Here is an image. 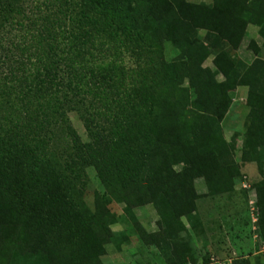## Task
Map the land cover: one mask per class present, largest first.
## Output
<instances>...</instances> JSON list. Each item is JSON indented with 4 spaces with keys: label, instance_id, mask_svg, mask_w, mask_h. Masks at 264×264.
I'll return each instance as SVG.
<instances>
[{
    "label": "trees",
    "instance_id": "1",
    "mask_svg": "<svg viewBox=\"0 0 264 264\" xmlns=\"http://www.w3.org/2000/svg\"><path fill=\"white\" fill-rule=\"evenodd\" d=\"M78 1L75 13L72 2L59 11L51 0L43 11L32 0H0V39L15 26L25 31V41L13 43L22 52L19 75L0 79V264H104L114 202L154 203L172 228L195 178H206L216 195L233 190L241 171L221 123L233 102L228 84L241 78L252 87L244 158L264 172V60L232 68L225 51L241 44L247 13L264 36V0H213L206 20L214 27L205 26L202 41L195 26L204 15L192 22L178 11L186 0ZM166 42L178 58L165 59ZM149 51L156 56L147 61ZM127 52H138L135 67ZM212 54L215 71L204 67ZM221 71L225 82L216 78ZM70 112L84 122L88 142ZM88 166L105 188L95 192L94 208L85 200ZM260 207L264 226V198Z\"/></svg>",
    "mask_w": 264,
    "mask_h": 264
},
{
    "label": "rangeland",
    "instance_id": "2",
    "mask_svg": "<svg viewBox=\"0 0 264 264\" xmlns=\"http://www.w3.org/2000/svg\"><path fill=\"white\" fill-rule=\"evenodd\" d=\"M50 2L51 0H32L31 5L35 10L48 11ZM70 2L75 6V9L71 11L79 12L81 7L78 0H58V7L55 10H62L60 4L68 6ZM213 3V0H186L178 10L183 18L192 22L196 16L204 15L195 26L196 41L205 39L209 30L205 26L214 27L212 22L206 20V17H213L209 9ZM144 6L143 2L139 9H143ZM248 17V13L244 15L248 23L239 47L233 48L230 43L225 48V51L229 53L226 60H231L234 64L232 68L240 66L239 62L251 65L256 59L264 60V36L261 34L260 27L250 22ZM64 22L66 25L63 29L69 30L74 25L69 17L64 19ZM229 24L225 23L226 30L222 29L218 32L222 39H224L223 34L229 33ZM24 33L23 27L15 26L7 29V35L0 39L3 44L0 46L2 57L0 79L5 78L11 71L19 75L20 71L16 68L18 66L16 62L22 52L16 50L13 43L17 45L19 41H25ZM226 41H228L227 38ZM133 48L136 50V46ZM163 54L167 61H172L178 58L180 51L171 42H166ZM226 55L227 53L224 52V56ZM5 56L12 57L11 62L9 59L6 60ZM153 56L156 55L149 51L145 59L149 61ZM137 57L138 52H127L125 55L127 64L135 67ZM216 62L217 56L212 54L207 58L204 67L212 71L218 70ZM241 69L244 70L242 66ZM216 78L220 82L226 81L222 71ZM183 85L189 86V79H185ZM228 89L233 102L221 124L241 171V177L235 188L216 195L211 192L206 178H195L188 198L177 202L179 212L182 211L179 218L180 224L172 228L154 203L127 207L114 202L111 207L116 214L117 222L111 226V242L102 258L104 264H170L172 258L176 259L177 264L186 261L193 264H233L240 259H247L255 264L257 257H261L264 261L263 212L260 207L264 190L260 191L258 188L264 181V172L261 171L257 160L244 158L245 138L251 110L248 105V95L252 87L241 78L238 83H229ZM68 117L81 140L88 142V132L79 115L76 112H70ZM59 136L60 143L64 147H69L62 134ZM262 147L264 148V146L260 148ZM262 158L264 159V156ZM176 169L182 171L183 166L180 165ZM87 173L88 185L85 189V200L91 208H94L95 192L104 191L105 188L94 167L88 166ZM142 230H145L148 237H143ZM179 243H181L180 246ZM182 254L191 255L197 259V262H194L190 256L188 260H182Z\"/></svg>",
    "mask_w": 264,
    "mask_h": 264
},
{
    "label": "built area",
    "instance_id": "3",
    "mask_svg": "<svg viewBox=\"0 0 264 264\" xmlns=\"http://www.w3.org/2000/svg\"><path fill=\"white\" fill-rule=\"evenodd\" d=\"M184 264H193V263H184Z\"/></svg>",
    "mask_w": 264,
    "mask_h": 264
}]
</instances>
